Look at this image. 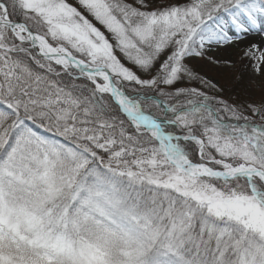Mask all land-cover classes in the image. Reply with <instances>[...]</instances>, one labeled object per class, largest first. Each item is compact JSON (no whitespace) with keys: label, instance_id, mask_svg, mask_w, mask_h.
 Wrapping results in <instances>:
<instances>
[{"label":"snow or ice","instance_id":"1","mask_svg":"<svg viewBox=\"0 0 264 264\" xmlns=\"http://www.w3.org/2000/svg\"><path fill=\"white\" fill-rule=\"evenodd\" d=\"M233 8L264 0H0V264H264V124L125 90L190 75Z\"/></svg>","mask_w":264,"mask_h":264},{"label":"rangeland","instance_id":"2","mask_svg":"<svg viewBox=\"0 0 264 264\" xmlns=\"http://www.w3.org/2000/svg\"><path fill=\"white\" fill-rule=\"evenodd\" d=\"M173 2L175 0H150V7ZM253 2L258 4L259 0ZM253 16L255 23L235 8L218 13L209 21V27L218 34L221 42L206 45L203 56L186 58L184 63L190 75H185L171 87L162 85L161 88L174 92L179 90L181 95L196 96L197 100L208 97L209 105L216 104L217 102L211 101L215 99L218 101V110L225 113L228 120L232 122L236 117L245 123V127L250 124H264L261 117L264 113V62L258 59L264 54V14L254 13ZM234 19L243 28L237 27L233 23ZM101 31H104L102 27ZM105 35L112 41L110 34ZM224 37L230 42L225 43ZM115 54L124 66L143 80L151 79L156 74L155 68L151 73L143 72L129 63L119 51H115ZM163 59L161 57V61ZM129 86L127 88L132 89L129 90L130 93L136 89L144 90L139 86ZM192 90L200 95H193ZM254 112L257 114L254 115Z\"/></svg>","mask_w":264,"mask_h":264},{"label":"trees","instance_id":"3","mask_svg":"<svg viewBox=\"0 0 264 264\" xmlns=\"http://www.w3.org/2000/svg\"><path fill=\"white\" fill-rule=\"evenodd\" d=\"M63 83L75 84L76 86L81 87V88L89 86L88 81L84 79L72 80V78L67 75L63 77ZM131 87H136V85L133 84ZM125 90H126L127 95H129L130 97H133V98L139 97L142 101H145L144 106L148 110V114H152L154 117H158V118L164 116V113L161 110L163 105L176 106L179 108L184 105L191 106L189 105V101H191L192 104L194 105H196L197 103L196 96L188 97L190 95H185V94L177 96L175 94L176 92L170 89L163 90V93H161L159 90H151V89H144V90L136 89L135 92L133 91L132 93L129 92V90H132V89L126 88ZM164 93H167V94H164ZM205 100L206 99L204 97L203 98L201 97L199 101L202 103ZM211 101L218 103V101H216L215 99ZM217 103L214 105L207 104V108L210 111H212L215 116L222 117L224 122L230 125L237 124L238 119L234 117L232 122L228 120L226 114L225 113L223 114L222 112L218 110ZM167 116L172 117L173 114L167 113ZM166 129L169 131L177 132L175 129H173L171 126H168V125H166ZM193 159H196V155L193 156Z\"/></svg>","mask_w":264,"mask_h":264}]
</instances>
